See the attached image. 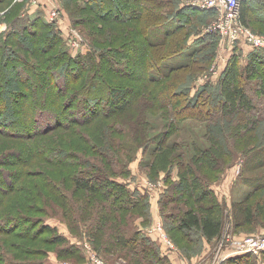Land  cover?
<instances>
[{
	"label": "rangeland",
	"instance_id": "1",
	"mask_svg": "<svg viewBox=\"0 0 264 264\" xmlns=\"http://www.w3.org/2000/svg\"><path fill=\"white\" fill-rule=\"evenodd\" d=\"M115 1L117 15L107 13L101 17L90 4L79 0L0 3V39L20 29L18 25L23 20L37 17L41 23L38 28H26V33L37 31L31 38L34 45L23 42L18 47L16 39L7 44L20 59L13 57L8 63L9 59L3 58L9 52H0V132L8 133L0 135V227L6 228L0 232V264H130L138 256L141 264H227V251L232 246L264 236V215L252 224H242L234 218L236 206L252 203L264 193L262 188L253 189L264 174V118L249 135L246 131L240 133L236 143L234 137L225 134L229 129L226 123L230 125L234 119L225 121L214 108L215 102H209V110L194 115L190 108L178 115L170 109L180 98L194 102L201 89L206 90V95H217L230 58L235 57L243 68L250 54L258 55V75L263 76L264 47L248 43L249 39L264 41V6L253 7L248 12L249 23L244 26L240 15L238 21L222 22L220 12L190 7L188 3L194 0H143L140 3L146 12L142 18L146 25H153L144 31L138 21L128 20V13L122 15L123 0ZM238 11L240 14V7ZM219 24L220 33L210 32L212 25ZM180 25L185 29V49L178 54L171 52L175 49L162 52V56L170 54L165 61L145 72H136L135 80L126 81L134 87L142 86L143 96H120V103L127 101L122 111L116 102L108 104L112 93L106 82L125 79L123 75L129 73L132 61L140 67L142 57H151L149 43L155 46L166 41L165 33ZM133 30L138 33L130 38ZM50 31L56 39L47 44ZM130 41L137 43L132 49ZM114 52L120 57L116 55L118 61L113 62V67L111 62L108 69L102 60L109 57L112 61ZM193 60L207 64L203 67L204 63L197 62L191 69L196 70L193 76L173 88L165 77ZM40 67L42 79L35 72ZM80 67H85V71ZM65 83H69L66 91ZM113 85L117 86L115 82ZM252 89H256L255 84ZM78 90L85 97L78 98L85 105L82 111L74 109L76 100L69 98ZM42 92L54 94L48 106L37 97ZM25 99L29 100L28 105ZM39 106L45 109V116L36 114ZM50 115L68 123L53 126ZM75 119H83V123L74 124ZM34 130L46 133L34 134ZM208 130L226 146L224 163L217 168H204L206 178L201 179L224 216L223 233L214 243L206 242L197 233L186 235L177 228L180 209L194 205L207 210L209 199L204 200L206 206H199L195 194L188 196L174 187L178 182L174 157L182 154L184 161H189L193 149L208 145ZM246 140L248 144L244 145ZM38 144L61 150L66 160L56 163L23 156L25 150L32 151ZM88 175L94 179L106 175L104 178L122 185L138 202L124 210L104 202L107 209L112 208V216L115 213L120 217L126 237L136 236L134 250L119 245L111 248L90 237L100 225L99 216L93 217L91 204L80 211L75 203L91 202L96 197L85 195L74 184V179ZM5 176L10 177L12 184L16 176L10 190ZM41 227L50 231L41 232ZM58 237L62 243L54 242ZM254 256L250 264H264L262 253Z\"/></svg>",
	"mask_w": 264,
	"mask_h": 264
},
{
	"label": "trees",
	"instance_id": "2",
	"mask_svg": "<svg viewBox=\"0 0 264 264\" xmlns=\"http://www.w3.org/2000/svg\"><path fill=\"white\" fill-rule=\"evenodd\" d=\"M84 1L87 5L90 4L92 6L93 12L97 14L99 17L106 15L107 13H112L117 15V3L115 0H79ZM140 1L143 0H123L122 6L124 7L122 10V15H126L129 17V21H138L142 27V29L147 30V27L153 26L152 24L148 23L146 25V19L142 18V13L146 12V9L141 5ZM149 1V0H147ZM4 2V0H0V3ZM240 21L244 26H247L248 21V12L251 13V10L253 7H262L264 6V0H243L240 4ZM197 10V9H196ZM212 11V10H210ZM156 13L161 15V13H158V10H156ZM124 17V16H123ZM40 20L37 17L29 19L27 22L26 20H23L19 23L18 26H21L20 29L12 30L10 33L6 35L5 38L0 39V52L4 51L7 56L3 58V61L8 60V63H10V59L13 57H18V55H13L16 53L15 49L13 47L7 46V44L11 43V40L16 39L18 40V47L23 46V42L27 44H33L32 37L34 34L37 33V31H32V29L28 32L33 33H26V28H38L40 25ZM184 24V23H183ZM29 26V27H27ZM36 26V27H35ZM142 30V31H143ZM144 30V31H145ZM51 33V31H50ZM49 33V34H50ZM137 34V31L130 32V38H132V34ZM29 34V35H28ZM187 34V33H186ZM185 29L183 28V25L175 26L171 31H167L165 33V36L167 37V40L157 44L153 45L148 44V47H151V57L150 58H144L142 57V61L140 67H138V64L134 61L130 64V69L128 74H124L126 78H120L115 82L114 86L113 83H108V87H110V92L112 93L111 100L108 101V104H112L116 102L117 108H119L120 111L123 110L124 107L127 106V101L119 102L120 96H124L128 93L134 95V97H140L141 93L143 96V90L141 91L142 86H133L128 85L126 83L127 80H135L134 77L136 72L140 71H146L151 68V66H157L159 63H162L165 61L168 57L162 56L163 54H166L171 49V52H175L174 54L180 53L183 49H185L184 45L185 42ZM38 34L36 35V37ZM49 40L46 41L47 44L53 43L56 39L55 34L51 33L49 35ZM213 39V38H212ZM134 41H130V48H134V45L137 43H133ZM133 43V44H132ZM148 43V42H147ZM52 46V45H50ZM49 47V45H48ZM178 47V48H177ZM157 48V49H156ZM46 49H42V52H45ZM143 51V47H142ZM170 52V53H171ZM112 53V52H110ZM161 54V55H160ZM118 55L116 52L113 53L112 61L109 57L103 58L102 63L105 67L108 65V69L111 68L110 63L118 61V58L116 57ZM22 56V55H20ZM119 56V55H118ZM10 57V58H9ZM64 55L60 56L61 60L63 59ZM120 57V56H119ZM122 57V56H121ZM117 58V59H115ZM69 62V59H67ZM151 60L154 62L152 63ZM248 64L240 68L238 66L237 59L235 57L230 58L228 60L227 65L224 70V77L221 79V81L218 84V90L217 95H206V90L201 89L197 97L195 98L194 102H186L184 98H180V101H176L173 103V106L170 107L172 110L175 111V113L181 114V112L184 111V109L190 108L189 111L191 112V115H194L195 113H200L202 110H205L208 108L209 102H215L214 108L218 110L220 113V116L227 121V119H234V123L228 124L229 129L228 132L225 133L230 138L235 139V142H239V135L240 133L247 132L246 135H249L251 133V129L255 128L256 125L261 121V119L264 118V67H262L263 76L258 75V62L259 57L256 54H250L248 59ZM199 64H203V67L207 64L205 62L197 61ZM195 60L191 61L190 64L178 67L174 69L168 76L165 78L168 80V83L175 88L179 84L183 82V79H186L189 75L193 76V71H196L193 69L191 70L194 65L198 64ZM258 63V64H257ZM64 65L62 66V68ZM104 67V68H105ZM69 69V68H68ZM80 69L85 71V67H80ZM70 70V69H69ZM43 71V68H38L35 72L36 75H38L41 79L43 76H41L39 73ZM106 71V70H104ZM113 71V70H112ZM59 76V75H58ZM67 76V75H66ZM65 76V77H66ZM68 77V76H67ZM144 80V76L141 77ZM160 81V80H159ZM182 81V82H181ZM147 82V81H146ZM142 85L143 83L140 82ZM254 84L256 86V89H252L254 87ZM47 85H51V83H47ZM69 86V83H65L63 86V89L66 91ZM167 89V88H165ZM257 90V91H256ZM166 93V92H164ZM42 95L38 94L37 97L41 98L40 100L45 103L46 106L47 103L52 102L54 100V94L52 92H42ZM160 96H162V93H159ZM258 94V95H257ZM79 95L84 99L85 97L81 95V92L78 90L73 93L72 96L69 98L75 99L76 104L74 109H78V111H82L84 109V104L82 105L81 100L78 99ZM257 95V97H256ZM86 96V95H85ZM47 97V98H46ZM214 97V98H212ZM160 98V97H159ZM101 101V99H99ZM105 99H102L104 101ZM28 99H25L24 103L25 105H28ZM93 101V100H90ZM97 101V100H96ZM185 102V103H184ZM101 103V102H100ZM181 103H184L185 105H181ZM119 104V107H118ZM189 105V106H188ZM93 106V105H92ZM185 106V107H184ZM209 110V108H208ZM37 113L39 116H45V109L42 110L41 106L37 108ZM77 112V111H76ZM97 115V114H96ZM96 115L92 116L91 118H94ZM52 121L54 122L52 125L55 126L59 123H68V122H62L59 118H56L55 115H50ZM64 116V115H63ZM182 120V119H181ZM70 122H73L72 120ZM69 122V123H70ZM75 122V123H74ZM74 124H81L83 123L82 120H74ZM73 125V124H70ZM5 130V128H2ZM42 130H34V134L40 133L39 135L45 134L46 132H41ZM223 132V131H222ZM221 130H219L220 135L223 133ZM1 136H7V132H0ZM205 138L208 143V145L205 148H196L194 150V154L192 155L191 159L189 161H184V157L182 154H177L174 159L175 163L178 168L177 178L178 182L177 184H174V187H176L178 190H181L186 195H196L195 202L200 204L199 206H206L204 205L205 198L209 199L208 205L211 204L207 210L201 211L199 207L197 209L194 205L192 207L186 208V209H180L181 211L178 212V225L177 228L184 232V234L189 235L192 233H197L198 236L202 239H204L206 242L211 243L215 242L217 240H220L221 235L223 233L224 229V219L222 215L221 209L219 210L216 208L217 206L213 202L211 194H207V190L205 189V186L201 184V179L206 178V174L203 173V169H212L217 168L218 165L223 164L225 161L224 152L226 151V146L222 144L221 140L218 139L215 135L211 134V131L208 130L205 133ZM247 140L244 142V145H247ZM253 148V147H251ZM47 155H45V153ZM263 152V151H262ZM18 155V154H17ZM24 157H42L43 159H46V161H54L56 163L62 162L66 160V154L62 152L61 150H53L49 149L48 146L44 145H34V149L31 150H25L23 153ZM9 157V156H7ZM45 157V158H44ZM56 159V160H55ZM83 160V159H82ZM259 160V159H258ZM45 161V160H43ZM264 164V163H263ZM258 165H261L260 160L258 161ZM261 180L256 181L255 186L253 189L262 188L264 190V174ZM5 181L7 182L8 189L12 188L15 184L16 176H14L13 184L12 180L9 176H5ZM106 177V175L104 176ZM100 178V179H94L91 175L86 176L85 179H74V184L78 187V189L83 190V192L86 194H90V196H95L96 199L89 202H82V203H75L76 207L79 208L80 211H83L84 207L87 209L88 203L93 206V208H90L94 211V216H99V223L100 225H96L97 228L94 232L91 233L90 237H96L98 239V242L106 243V245H109V247L112 248L114 245H119L121 247H127L129 250H134L133 243L137 240L136 236L131 237L124 234L126 231V228L120 225V217L115 215V213L112 216V208L107 209L104 205V202L108 201L111 206L113 205L114 208H117V210H124L128 208H133L136 203L134 202L135 199L132 196H129L125 190L124 187L118 183H113L108 177L107 178ZM2 181V179H0ZM7 189V190H8ZM264 192V191H263ZM113 195V197H112ZM89 196V197H90ZM88 197V195H87ZM91 199L93 197H90ZM98 207H96V206ZM116 210V211H117ZM264 215V193H262L257 199H255L254 202L249 204H239L235 207V213L234 218L235 221L241 220L242 224H252L254 221L258 220L261 216ZM102 217V218H101ZM124 217V216H122ZM4 222V221H3ZM0 225L3 226L2 222H0ZM3 227H0V232L5 231ZM11 231V230H9ZM6 231V232H9ZM41 232L50 231L47 227H41ZM144 240L145 238L142 237ZM54 242H63V239L61 238H54ZM143 252H139V255H142ZM262 255L264 256V252H262ZM138 256V255H137ZM254 255L251 254H245L240 256H229L226 259L227 264H250L249 261H254L255 259ZM140 256L137 258L134 257L130 261V264H141L140 262Z\"/></svg>",
	"mask_w": 264,
	"mask_h": 264
},
{
	"label": "built area",
	"instance_id": "3",
	"mask_svg": "<svg viewBox=\"0 0 264 264\" xmlns=\"http://www.w3.org/2000/svg\"><path fill=\"white\" fill-rule=\"evenodd\" d=\"M242 1L243 0H194L188 3V5L197 10H212L214 12H220V19L222 22H235L239 19L238 10ZM209 30L215 34L220 33V31H222V25H212ZM248 44L256 48L264 47V41L259 40L249 39ZM227 252V257L245 254L258 255L264 252V236L251 237L245 241L238 242Z\"/></svg>",
	"mask_w": 264,
	"mask_h": 264
}]
</instances>
